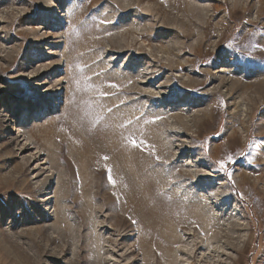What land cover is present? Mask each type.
I'll return each mask as SVG.
<instances>
[{"label": "rangeland", "instance_id": "rangeland-1", "mask_svg": "<svg viewBox=\"0 0 264 264\" xmlns=\"http://www.w3.org/2000/svg\"><path fill=\"white\" fill-rule=\"evenodd\" d=\"M263 28L264 0H0V264H264Z\"/></svg>", "mask_w": 264, "mask_h": 264}, {"label": "bare ground", "instance_id": "bare-ground-1", "mask_svg": "<svg viewBox=\"0 0 264 264\" xmlns=\"http://www.w3.org/2000/svg\"><path fill=\"white\" fill-rule=\"evenodd\" d=\"M74 0H72V2H73ZM45 23L47 24V21H45ZM264 29V28H263ZM258 32V31H257ZM261 32V31H260ZM263 48V47H262ZM263 50V49H262ZM260 51V50H259ZM3 73V72H2ZM17 81H19L22 85H25V83H23L22 82V80L19 78H17L16 79ZM235 84V83H234ZM264 86V82H260L259 83V87L260 88H264L263 87ZM50 96V94L49 93H47L46 95H44V96H39L37 99L38 100H45V99H47L48 97ZM20 110V108H18L17 109V111H15V112H18ZM26 111H29V112H31V110H26ZM23 112H25V110L24 111H22V113ZM24 129H27V127H24ZM28 130V129H27ZM16 145L17 146H20V148H19V151L23 154V153H25V152H27L29 149H30V144H25V145H20V143L19 142H17L16 141ZM51 145V147H52V145H53V147H56V145L55 144H53V143H51L50 144ZM76 145L77 146H79L80 144H78V142H76ZM75 145V146H76ZM61 146L63 147V145L61 144ZM76 146V147H77ZM52 147V148H53ZM49 151H50V155L52 156V158H54V156L56 155V151H55V149H49ZM49 153V152H48ZM13 155V154H12ZM29 164V163H28ZM8 177V176H7ZM11 177V176H10ZM70 183V182H69ZM71 187V186H70ZM49 199V198H48ZM194 204V203H193ZM200 203H197V206H195L194 208H195V211L194 212H192V213H189L188 215H186V217H184L183 219L181 218V216H182V210L181 209H177V210H174V211H171V213H168L167 215H163V216H161V220H164V221H167V222H170L171 221V224L170 225H173L172 226V228H173V230H175L176 232H177V234L175 235V241L176 242H180L183 238H186V237H184V236H181V235H179L178 234V232L179 231H181V230H183L184 228L185 229H188L187 231V233H185L186 235H191L192 233L193 234H199V233H201L202 231L204 232V231H206V229H208V228H206V226H208V225H206L205 224V226H204V224L202 223V224H197V223H199L200 221H203V222H207L206 221V219H205V217H204V215H203V213H204V209L202 208V206L201 205H199ZM189 221V222H188ZM212 221V220H211ZM185 222H187L188 223V225H186L185 224ZM214 222V221H213ZM216 223V222H215ZM197 224V225H196ZM217 227V226H216ZM202 241V240H201ZM197 242V241H196ZM195 242V243H196ZM199 242V241H198ZM231 242V241H230ZM176 244H178V243H176ZM197 244V243H196ZM232 247V246H231ZM233 247H236L235 246V243L233 244ZM239 248V247H238ZM194 254V253H193ZM189 256V255H188ZM178 259V258H177ZM203 259V258H202ZM187 261V260H186ZM196 261H197V259H196ZM180 262H182V261H180ZM170 263H172V262H170ZM235 264H237V262H235Z\"/></svg>", "mask_w": 264, "mask_h": 264}, {"label": "snow or ice", "instance_id": "snow-or-ice-1", "mask_svg": "<svg viewBox=\"0 0 264 264\" xmlns=\"http://www.w3.org/2000/svg\"><path fill=\"white\" fill-rule=\"evenodd\" d=\"M102 23H107V22L106 21H102ZM113 86H115V85H113ZM132 143H133L134 146L140 147V143H138L137 141L133 140ZM106 159H107V157H106ZM229 159H231V157H229ZM221 167H223V165H221Z\"/></svg>", "mask_w": 264, "mask_h": 264}]
</instances>
